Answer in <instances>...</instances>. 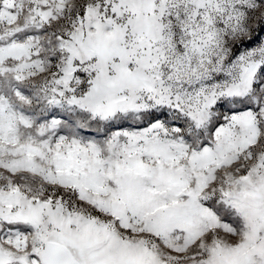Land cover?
<instances>
[{"label":"snow or ice","instance_id":"snow-or-ice-1","mask_svg":"<svg viewBox=\"0 0 264 264\" xmlns=\"http://www.w3.org/2000/svg\"><path fill=\"white\" fill-rule=\"evenodd\" d=\"M0 264H264V0H0Z\"/></svg>","mask_w":264,"mask_h":264}]
</instances>
